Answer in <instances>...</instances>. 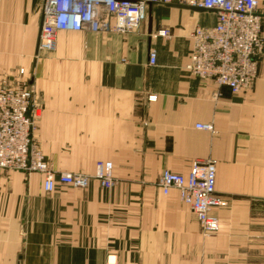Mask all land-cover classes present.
<instances>
[{
  "label": "crops",
  "instance_id": "1",
  "mask_svg": "<svg viewBox=\"0 0 264 264\" xmlns=\"http://www.w3.org/2000/svg\"><path fill=\"white\" fill-rule=\"evenodd\" d=\"M44 1L0 0V74L30 76L35 137L56 170L93 176L111 161L116 183L47 191L41 173L0 169V264H264V51L248 92L193 75L190 34L217 22L201 0L151 3L129 33L59 30L39 50ZM259 12L264 38V0ZM206 158L222 201L208 234L158 184Z\"/></svg>",
  "mask_w": 264,
  "mask_h": 264
},
{
  "label": "built area",
  "instance_id": "2",
  "mask_svg": "<svg viewBox=\"0 0 264 264\" xmlns=\"http://www.w3.org/2000/svg\"><path fill=\"white\" fill-rule=\"evenodd\" d=\"M260 1L201 0L191 3L217 12L215 25L197 26L190 34L192 49L186 67L193 75L228 87L233 94L255 84L264 51ZM171 2L45 0L38 49L53 50L59 30L132 32L146 21L149 4ZM169 33L168 29H161L156 35L167 36ZM156 60L157 52L152 48L149 63L153 65ZM149 98L154 99L155 96ZM38 116L33 92L27 85H13L6 79L0 82V169L43 173L47 191H52L57 182L86 188L93 178L103 187L115 185L111 161H98L92 177L85 173H56L34 142ZM196 126L203 130L213 129L210 123H198ZM216 183L217 161L212 158L196 159L188 174L164 169L158 181L165 194L173 188L179 191L180 198L196 213L206 234L220 228L219 220L212 212L222 203L216 192Z\"/></svg>",
  "mask_w": 264,
  "mask_h": 264
},
{
  "label": "rangeland",
  "instance_id": "3",
  "mask_svg": "<svg viewBox=\"0 0 264 264\" xmlns=\"http://www.w3.org/2000/svg\"><path fill=\"white\" fill-rule=\"evenodd\" d=\"M21 70H23V72H21ZM10 80L13 85H27V87H29L30 90H32L33 92V100H34V103H36L37 105V109H38V113L39 115L41 114V105L39 102H37L36 98H35V91L33 89V87L31 86L30 84V76L28 74H26V71H25V68L24 67H21L18 69L17 73H14V74H0V82L4 81V80ZM254 87V85L247 89V90H244V92H248L250 91L252 88ZM39 117V116H38ZM38 117L35 119V123H36V128L33 132V138H34V142L36 144V146L38 147V150L42 153V155L44 156L45 160L51 165V168L56 172V173H61V172H68V171H58L54 168L53 164L51 163V161L47 158V155L42 151V149L40 148V145L35 137V132H36V129H37V120H38ZM19 171V170H18ZM23 172V171H22ZM96 172V171H95ZM25 173V172H24ZM34 173V172H33ZM40 173V172H38ZM73 173H82V172H73ZM26 174H29V173H26ZM31 174V173H30ZM44 177V174L41 173ZM86 174V173H85ZM89 175V174H87ZM92 177V175H90ZM182 201V199H181ZM183 202V201H182ZM186 204V203H185Z\"/></svg>",
  "mask_w": 264,
  "mask_h": 264
}]
</instances>
